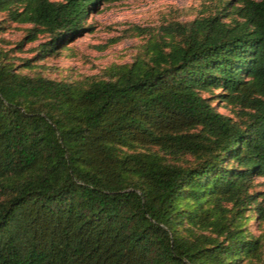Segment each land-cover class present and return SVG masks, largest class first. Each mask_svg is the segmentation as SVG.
<instances>
[{
    "label": "trees",
    "instance_id": "trees-1",
    "mask_svg": "<svg viewBox=\"0 0 264 264\" xmlns=\"http://www.w3.org/2000/svg\"><path fill=\"white\" fill-rule=\"evenodd\" d=\"M100 1L0 11L46 34L43 58ZM6 51L0 264H264V0L167 22L130 61L76 79Z\"/></svg>",
    "mask_w": 264,
    "mask_h": 264
},
{
    "label": "rangeland",
    "instance_id": "rangeland-1",
    "mask_svg": "<svg viewBox=\"0 0 264 264\" xmlns=\"http://www.w3.org/2000/svg\"><path fill=\"white\" fill-rule=\"evenodd\" d=\"M223 0H113L100 1L87 12L83 31L58 47L51 55L32 57L35 45L46 39L39 32L34 39L24 36L25 22L9 20L0 11V46L8 57L18 62L30 57L34 69L54 78L76 79L96 74L113 63H124L140 52L142 44L152 38L160 25L170 21H186L211 13ZM28 71L27 69H23ZM217 110L229 113L220 101ZM257 181L261 178L257 177ZM264 183L258 184V187ZM250 229L255 233L254 222ZM259 231V230H258Z\"/></svg>",
    "mask_w": 264,
    "mask_h": 264
}]
</instances>
